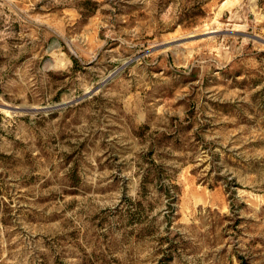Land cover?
<instances>
[{
    "label": "rangeland",
    "instance_id": "1",
    "mask_svg": "<svg viewBox=\"0 0 264 264\" xmlns=\"http://www.w3.org/2000/svg\"><path fill=\"white\" fill-rule=\"evenodd\" d=\"M0 264H264V0H0Z\"/></svg>",
    "mask_w": 264,
    "mask_h": 264
},
{
    "label": "water",
    "instance_id": "2",
    "mask_svg": "<svg viewBox=\"0 0 264 264\" xmlns=\"http://www.w3.org/2000/svg\"><path fill=\"white\" fill-rule=\"evenodd\" d=\"M11 109H18V108H16V107H11ZM22 110H31V109H26V108H24V109H22Z\"/></svg>",
    "mask_w": 264,
    "mask_h": 264
},
{
    "label": "bare ground",
    "instance_id": "3",
    "mask_svg": "<svg viewBox=\"0 0 264 264\" xmlns=\"http://www.w3.org/2000/svg\"><path fill=\"white\" fill-rule=\"evenodd\" d=\"M208 32H213V30H211V31H208Z\"/></svg>",
    "mask_w": 264,
    "mask_h": 264
}]
</instances>
